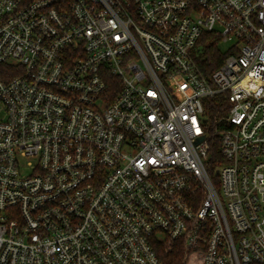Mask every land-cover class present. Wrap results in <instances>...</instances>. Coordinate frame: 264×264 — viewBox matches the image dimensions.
<instances>
[{"label":"built area","instance_id":"2783aa9c","mask_svg":"<svg viewBox=\"0 0 264 264\" xmlns=\"http://www.w3.org/2000/svg\"><path fill=\"white\" fill-rule=\"evenodd\" d=\"M203 33L226 45L209 76ZM159 246L264 264V0H0V264Z\"/></svg>","mask_w":264,"mask_h":264},{"label":"trees","instance_id":"16d2710c","mask_svg":"<svg viewBox=\"0 0 264 264\" xmlns=\"http://www.w3.org/2000/svg\"><path fill=\"white\" fill-rule=\"evenodd\" d=\"M222 57L223 54L220 50L218 39L211 33H203L202 38L199 41L196 56V63L200 71L206 76H209V74L220 65ZM210 102L211 105L208 115L211 121L209 126L211 149L207 161V170L215 183H217L215 169L223 162V159L220 154L218 138L216 135L213 136L212 132L216 117L223 112L220 109L221 100L214 98ZM157 255L164 264H185L187 258L185 252L176 247L165 251L164 247L159 246L157 249Z\"/></svg>","mask_w":264,"mask_h":264},{"label":"rangeland","instance_id":"374dc122","mask_svg":"<svg viewBox=\"0 0 264 264\" xmlns=\"http://www.w3.org/2000/svg\"><path fill=\"white\" fill-rule=\"evenodd\" d=\"M225 48H226V45H225V44H220V50H221V51H224Z\"/></svg>","mask_w":264,"mask_h":264}]
</instances>
